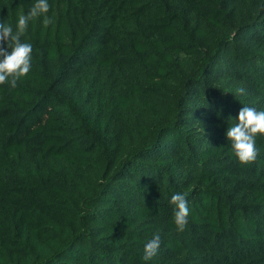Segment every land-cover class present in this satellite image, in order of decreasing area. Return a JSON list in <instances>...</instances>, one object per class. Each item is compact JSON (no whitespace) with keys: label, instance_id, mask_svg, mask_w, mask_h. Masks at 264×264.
<instances>
[{"label":"trees","instance_id":"trees-1","mask_svg":"<svg viewBox=\"0 0 264 264\" xmlns=\"http://www.w3.org/2000/svg\"><path fill=\"white\" fill-rule=\"evenodd\" d=\"M48 3L31 71L0 85V264H264V137L250 165L226 138L264 110V0Z\"/></svg>","mask_w":264,"mask_h":264},{"label":"clouds","instance_id":"clouds-1","mask_svg":"<svg viewBox=\"0 0 264 264\" xmlns=\"http://www.w3.org/2000/svg\"><path fill=\"white\" fill-rule=\"evenodd\" d=\"M49 10L48 0H36L27 14L22 13L18 16L15 30L11 24L0 21V85L8 84L15 88L18 81L31 71L32 45L23 41L22 37L25 36L30 21L43 17L44 27L53 23L47 16ZM236 91L238 94L244 93L243 88ZM201 130L203 133V129ZM258 136L264 137V110L258 111L255 107L243 106L236 123L226 131V138L240 164L250 165L256 161ZM170 204L174 208L173 222L176 229L183 232L190 215L186 194L176 192L171 196ZM160 244V234L157 232L146 243L143 259L145 261L152 259L158 253Z\"/></svg>","mask_w":264,"mask_h":264}]
</instances>
